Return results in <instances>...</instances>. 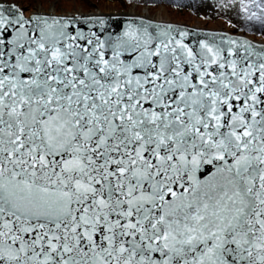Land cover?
I'll return each instance as SVG.
<instances>
[{
  "label": "snow or ice",
  "instance_id": "obj_1",
  "mask_svg": "<svg viewBox=\"0 0 264 264\" xmlns=\"http://www.w3.org/2000/svg\"><path fill=\"white\" fill-rule=\"evenodd\" d=\"M89 7L0 0V264H264V41Z\"/></svg>",
  "mask_w": 264,
  "mask_h": 264
},
{
  "label": "rangeland",
  "instance_id": "obj_2",
  "mask_svg": "<svg viewBox=\"0 0 264 264\" xmlns=\"http://www.w3.org/2000/svg\"><path fill=\"white\" fill-rule=\"evenodd\" d=\"M25 4H31L33 10L38 7L60 12V9H53V4H62L64 12H72L78 9L82 12L94 11L89 7V0H20ZM92 2L101 3V11H131L134 13L151 15L160 20L196 27L201 30L224 31L229 34L244 36L255 42L264 41V36L254 35L251 32H240L239 26L242 21L237 16V10L229 7L222 14L218 12L209 0H141L143 4L127 3V0H92ZM31 14V13H29ZM221 14V15H220ZM237 23L238 27L233 29L228 21Z\"/></svg>",
  "mask_w": 264,
  "mask_h": 264
},
{
  "label": "water",
  "instance_id": "obj_3",
  "mask_svg": "<svg viewBox=\"0 0 264 264\" xmlns=\"http://www.w3.org/2000/svg\"><path fill=\"white\" fill-rule=\"evenodd\" d=\"M37 9L40 10V11L60 13V12H57V11H53V10L45 9V8H41V7H38ZM105 12L106 13H112L119 20H124L125 19V16L124 15H121V14H128V15H134L135 14L136 16H141V17L142 16H146V17L151 18V19H153L154 21H157V22H166V21L160 20L158 18H155V17H153L151 15L134 13V12H129V11H105ZM65 13H71V12H65ZM60 14H62V13H60ZM181 26H184V25H181ZM189 28H192V27H189ZM197 30H201V29H197ZM234 36H237V35H234Z\"/></svg>",
  "mask_w": 264,
  "mask_h": 264
},
{
  "label": "trees",
  "instance_id": "obj_4",
  "mask_svg": "<svg viewBox=\"0 0 264 264\" xmlns=\"http://www.w3.org/2000/svg\"><path fill=\"white\" fill-rule=\"evenodd\" d=\"M118 1V0H111ZM212 6L220 13L224 14L228 8L221 7L222 4L226 2V0H210ZM133 4H143L141 0H133ZM221 15V14H220Z\"/></svg>",
  "mask_w": 264,
  "mask_h": 264
},
{
  "label": "bare ground",
  "instance_id": "obj_5",
  "mask_svg": "<svg viewBox=\"0 0 264 264\" xmlns=\"http://www.w3.org/2000/svg\"><path fill=\"white\" fill-rule=\"evenodd\" d=\"M130 12H132V10H131ZM188 27H189V26H188ZM192 28L198 29V28H196V27H192ZM232 35H234V34H232ZM237 36H239V35H237Z\"/></svg>",
  "mask_w": 264,
  "mask_h": 264
}]
</instances>
